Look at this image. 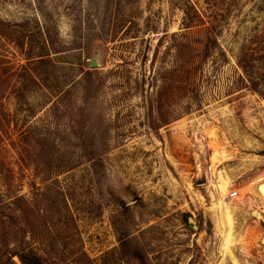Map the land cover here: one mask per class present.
<instances>
[{"label": "rangeland", "instance_id": "1", "mask_svg": "<svg viewBox=\"0 0 264 264\" xmlns=\"http://www.w3.org/2000/svg\"><path fill=\"white\" fill-rule=\"evenodd\" d=\"M23 253L264 264V0H0V264Z\"/></svg>", "mask_w": 264, "mask_h": 264}, {"label": "trees", "instance_id": "2", "mask_svg": "<svg viewBox=\"0 0 264 264\" xmlns=\"http://www.w3.org/2000/svg\"><path fill=\"white\" fill-rule=\"evenodd\" d=\"M188 13L186 14V17L188 18ZM186 18V25L191 23L190 18L187 20ZM19 258L22 262V264H42L40 258L34 254H27V253H23L21 255H19Z\"/></svg>", "mask_w": 264, "mask_h": 264}, {"label": "built area", "instance_id": "3", "mask_svg": "<svg viewBox=\"0 0 264 264\" xmlns=\"http://www.w3.org/2000/svg\"><path fill=\"white\" fill-rule=\"evenodd\" d=\"M230 195H231V198L236 199L238 197V192L237 191L231 192Z\"/></svg>", "mask_w": 264, "mask_h": 264}]
</instances>
